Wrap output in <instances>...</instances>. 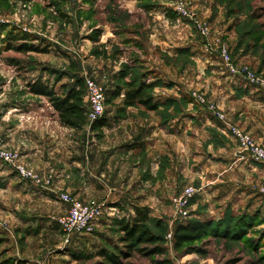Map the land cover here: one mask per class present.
I'll return each mask as SVG.
<instances>
[{"label": "crops", "instance_id": "0c3cea01", "mask_svg": "<svg viewBox=\"0 0 264 264\" xmlns=\"http://www.w3.org/2000/svg\"><path fill=\"white\" fill-rule=\"evenodd\" d=\"M106 37L102 41L113 42ZM120 42L116 64L128 49L125 40ZM150 42L163 58L145 55L140 45L134 47L139 53L134 58L168 83L154 88L156 110L124 106L121 93L111 99L112 108L105 109L106 126L92 130L87 121L82 128L74 129L60 122L47 98L28 90L24 97L0 94L3 142L19 149L21 159L41 177L51 176L49 186H45L21 178L11 165L0 160V215L8 219L13 231L19 235L26 232V237L51 232L59 241L61 231L56 218L68 205L57 194L64 191L78 199L94 198L105 203L107 210L96 220V230H100L114 218L134 215L138 207L148 208L151 216L166 215L171 196L184 184L195 183L201 195L222 204L236 197L245 201L249 187L255 189L264 183V164H246L234 140L221 130L223 123L206 109L191 105L188 60L196 63L203 79L207 75L212 78L206 93L217 106L264 144V99L260 94L238 78H224L212 67L204 70L207 60L186 34L177 42ZM182 50L190 53L185 57L186 66ZM90 57L93 59L85 64L88 71L105 70L111 81L116 72L101 65L96 69L89 63L95 56ZM178 58L181 63L175 68L173 63ZM196 202H191L192 208ZM85 239L74 235L68 244Z\"/></svg>", "mask_w": 264, "mask_h": 264}, {"label": "rangeland", "instance_id": "374dc122", "mask_svg": "<svg viewBox=\"0 0 264 264\" xmlns=\"http://www.w3.org/2000/svg\"><path fill=\"white\" fill-rule=\"evenodd\" d=\"M174 1L0 0V44L2 43V36L7 31L19 30L31 35L34 39L33 43L41 44V46L46 45L48 48V51L44 53L21 54L4 51L0 54L1 96L5 94L24 97V92L28 90V84L36 79L53 84L54 79L62 75L60 80L56 82V89L60 93L62 83L70 86L74 84L76 77H92L103 88L105 114V109H110L113 106L112 91L117 84L122 83L117 80V74L122 69V64L130 63L134 55L139 54L134 51V47L140 45L139 47L144 50L145 55L151 54L155 59L157 57L162 59L163 53L157 50L150 39H154L156 42L162 40L177 42L183 39L184 34L190 39L193 38V41L200 48L198 51L206 58L207 63L204 70L212 67L224 78L232 77L225 70L217 54L204 48V40L196 32L192 23L173 11L172 3ZM180 1H183L189 11L195 13L200 22L207 25L212 48L218 49L224 45L228 48L230 57L235 64L247 67L264 77V0ZM94 29L102 30L101 39L97 44L88 37V34ZM106 36L110 37L113 42L102 41L103 38H107ZM120 40L126 41L125 46L128 49H125V53L121 54L123 60H119L116 64L114 62H117L118 58L116 56L118 42L122 46ZM92 54L95 56V60L89 62L91 66L95 65L96 69L97 65L107 66V69L112 68L116 72L112 82L110 79L108 80L105 70L91 72L85 67ZM9 58H16L19 61L18 67L11 65L7 61ZM183 62L186 66L185 57H183ZM188 62L191 67L187 81L190 88L191 105H196L207 111H209L208 106L213 105L224 114L225 121L239 127L264 147V144L259 142L254 135L231 121L227 113L217 106L216 102L206 93V87L210 85L212 78L207 75L203 79L202 76L204 75L201 74L200 76L197 72L196 63L193 60H188ZM180 63L181 58H178L173 66L177 68ZM144 66L148 69L146 65ZM137 72H140V69L134 70L132 76L134 77ZM155 78L161 80V84L156 87L161 88L168 84L155 72L148 70L147 79ZM241 82L249 89L257 91L264 99L261 92L254 86H248L243 81ZM193 92L202 94L206 103L195 102L191 98ZM120 101L119 99L115 102ZM221 130L230 136L224 125ZM0 137L3 140L1 134ZM230 137L240 149L236 140L232 136ZM5 147L19 152V157L21 156L19 149L10 148L7 144ZM244 156L246 164H251L250 158L246 154ZM20 162L31 168L40 177L42 184L49 178V183L45 184V186H49L50 175L46 178L41 177L35 168L22 160L21 157ZM187 186H192L195 193L185 208L188 211L187 218L182 221L191 218H209L213 219L214 224L217 223L208 237L196 243L205 251V254H186L173 248L172 231L174 225L182 222L177 220L174 198L182 193ZM259 186H264V183L258 184L255 189L249 187L246 190L247 198L245 201L241 200L240 202L239 198L236 197L227 200L226 203L214 204L212 199L209 200L207 196L201 195L195 183L184 184L181 190L170 198L169 212L171 213L162 214L161 217L153 215L155 218H159L162 227L166 229L163 234L165 253L162 256H155L153 260H166L164 264H224L229 260L232 261L230 264H264V197L258 193ZM231 194L233 196V193ZM196 199L197 205L192 208L191 202L194 203ZM78 200L84 202L98 201L94 198L89 200L79 198ZM57 218L56 225L58 226ZM0 222L2 223L0 227V264H99L101 258L97 255L98 250H110L114 243L119 245L120 233L114 220L104 223L100 230H96L95 221L90 231L75 235L84 236L86 239L74 245L68 244L74 235L65 241V236L59 227L61 238L57 241V235L51 232L36 236L30 235L29 237H26V232L19 235L13 231V228H10L8 219L1 215ZM153 225L154 223L150 225L152 229L155 228ZM154 230L156 231V229ZM56 247L59 249H55ZM124 264H153V261L135 255L133 258L125 260Z\"/></svg>", "mask_w": 264, "mask_h": 264}, {"label": "trees", "instance_id": "16d2710c", "mask_svg": "<svg viewBox=\"0 0 264 264\" xmlns=\"http://www.w3.org/2000/svg\"><path fill=\"white\" fill-rule=\"evenodd\" d=\"M101 33V29H94L88 34V37L97 44L101 39ZM1 40L0 54L4 51L21 54L48 51L46 45L41 46V44L33 43L34 39L31 35L19 30L7 31ZM181 53L184 57L190 54L187 50H182ZM7 61L18 67L19 61L16 58H9ZM137 68L140 69V72H137L133 77L132 73L134 70L137 71ZM147 73L145 66L137 58H134L130 63L122 64V69L117 74V80L122 83L115 86L111 93V99L119 97L122 93L124 106H139L146 110H156L158 103L154 98L153 90L161 84V80L156 78L149 80ZM58 77L54 79L53 84L36 79L28 84V92L47 98L55 112L58 113L60 122L71 128L80 129L88 121L87 105L84 101L85 82L83 78L76 77L74 84L70 86L62 83L60 85L62 91L59 93L56 89V82L60 80ZM90 126L92 130L106 126L104 115L92 121ZM113 220L120 233L119 245L114 243L110 250H98L97 255L101 258L99 264H124L125 260H129L135 255L152 259L153 264L166 263V260H153L155 256H162L165 253L163 234L166 229L162 227L159 218L150 215L148 208H135L134 215ZM151 223H154L153 227L156 231L150 227ZM174 226L172 241L176 251L186 254H205V251L196 243L208 237L217 223L214 224L213 219L209 218H191L178 222ZM231 262L229 260L224 264Z\"/></svg>", "mask_w": 264, "mask_h": 264}, {"label": "built area", "instance_id": "2783aa9c", "mask_svg": "<svg viewBox=\"0 0 264 264\" xmlns=\"http://www.w3.org/2000/svg\"><path fill=\"white\" fill-rule=\"evenodd\" d=\"M173 11L189 20L192 23L194 29L198 34L203 38V46L210 52H215L217 57L223 63L225 70L232 77L238 78L240 81H243L248 86H254L261 94L264 96V77L256 74L253 70L248 69L247 67H241L230 57L228 48L224 45L218 47V49L212 48V45L209 41V29L207 25L200 22L195 13L191 10L189 11L187 6L183 1L175 0L172 3ZM85 82V99L87 102V118L88 122L100 118L104 114L105 107V96L102 86L94 80L92 77H84ZM192 99L199 104H205V98L202 94L193 92ZM208 110L218 121L222 122L226 130L232 136L241 152L246 154L252 162L264 164V147L257 143L254 138L248 135L246 132L241 130L239 127L228 123L224 120V114L217 110L213 105L208 106ZM0 160L5 162L13 168L14 172L18 174L23 179L32 180L37 183L41 182L40 177L32 171L26 164L20 162L19 152L11 150L5 147L3 140L0 137ZM49 183V178L45 180V184ZM42 184V182H41ZM195 189L192 186H187L183 189L176 198H174L175 211L177 220L182 221L187 218L188 211L185 210L190 199L193 197ZM258 193L264 197V186L258 187ZM58 199L63 203H68V210L57 218V224L59 229L63 232L65 236V241H68L72 235L81 234L87 231H90L91 226L94 222L103 215V212L107 210V207L102 201H90L84 202L78 200L67 192L57 194ZM2 223L0 222V227ZM64 241V242H65Z\"/></svg>", "mask_w": 264, "mask_h": 264}]
</instances>
